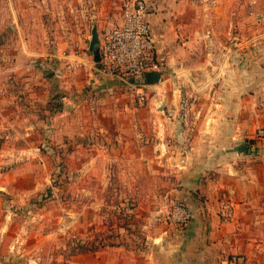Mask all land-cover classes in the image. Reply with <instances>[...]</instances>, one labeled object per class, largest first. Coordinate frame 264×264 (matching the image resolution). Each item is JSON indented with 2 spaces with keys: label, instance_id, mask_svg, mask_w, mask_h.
Returning a JSON list of instances; mask_svg holds the SVG:
<instances>
[{
  "label": "crops",
  "instance_id": "0c3cea01",
  "mask_svg": "<svg viewBox=\"0 0 264 264\" xmlns=\"http://www.w3.org/2000/svg\"><path fill=\"white\" fill-rule=\"evenodd\" d=\"M147 5L163 72L160 95L169 89L174 97H164L160 111L154 109L159 102L152 100L155 107L150 111L159 113L149 119L153 130L142 128L146 120L131 113L120 81L101 75L96 67L71 78L54 76L59 80L48 89V83L41 89L35 82L44 69H38L28 83L24 81L29 79L13 77L7 103L13 122L28 123L30 151L42 149L52 161L54 147L72 148L67 176L78 187L83 228L86 209H90L91 264L137 260L142 264L145 252L126 245L141 236L149 238L155 217L159 235L153 239L159 241V264H222L232 256L242 264H264V139L256 137V130L264 128V33L253 25L261 23L264 15L262 19L246 17L244 6L236 0H147ZM253 11L248 10L249 15ZM35 26L41 28L27 34L20 30L16 38L34 48L23 49L27 56L40 61L50 54L36 52L33 43L49 37L41 24ZM182 86L187 91L186 105L177 102ZM73 87L77 92L84 87L95 91L92 104L98 110L88 119L99 129L79 134L80 138L55 135L50 126L56 117L52 115L69 113L64 96ZM54 94L63 96H59L63 103L57 114L50 111ZM0 99H7V92ZM122 107L125 113H114ZM169 107L174 111L166 116ZM111 119L118 129H108ZM52 161L46 162L49 178ZM24 162L20 167L24 177L19 171L14 176L18 181L12 178L14 185L34 178L25 170L42 166L40 160ZM157 175L159 197H148L145 179ZM226 199L233 203L235 218L224 223L217 208ZM178 200L193 211L182 231L163 222L170 205ZM121 244L127 247L123 256L113 257ZM100 245H108V255L102 254Z\"/></svg>",
  "mask_w": 264,
  "mask_h": 264
},
{
  "label": "rangeland",
  "instance_id": "374dc122",
  "mask_svg": "<svg viewBox=\"0 0 264 264\" xmlns=\"http://www.w3.org/2000/svg\"><path fill=\"white\" fill-rule=\"evenodd\" d=\"M129 1L133 0H0V33L3 37L7 36L6 40L0 38V87L7 92V99H0V264L92 263V231L88 222L90 221V209H86L83 228L81 226V204H79L81 199L77 197L78 187L75 180L67 176L72 148L63 150L61 147H54L52 154L54 161L40 148V151L36 153L30 151L32 137L27 134L30 133V130L26 129L28 123L15 124L13 122L15 116L9 111L10 106L7 107L9 105L7 103L11 93L10 87L14 85L13 77H17L16 80L29 79L24 81L28 83L34 79L38 69H44L35 82L40 84L41 89L44 88L42 84L48 83L46 87L48 89L49 85L58 79L54 78L53 70L64 65L55 57L59 53H64L66 57L86 55L89 64L95 67L92 53L89 51L92 29L96 30L98 45H100L105 33L120 25L123 6ZM144 1L147 4V0ZM236 1L244 6L243 13L246 17L262 19L264 0H256L254 15L248 13L249 0ZM17 22L20 24L19 28ZM37 23L42 25V29L49 38L44 42L41 40L42 42L33 43V46H37L35 51L40 52L41 50L52 55L51 58L50 55L43 60L40 58V61L39 58H31L23 52L34 49L29 43L23 40L19 42L16 38L20 30L24 34L38 31L41 27L35 26L33 29V25ZM253 25L260 30L261 34L264 33V20ZM251 27H248L249 31ZM39 36L37 37L41 38V35ZM33 60L37 62L32 64ZM120 83L117 85L122 88L125 100H129L131 113L139 114L146 120L147 124L142 128L150 132L153 128L149 119L152 120L159 113L155 110L152 112L149 108H154V102L155 104L159 102V107L154 109L160 111V101H163L164 97L174 98L172 90L167 89L161 96L150 88L145 106L139 107L134 90L127 84ZM161 84L162 81L156 84L159 86V91L163 88ZM89 88L84 87L77 92V89L73 87L69 95L64 96L68 99L65 105L69 113L62 116L52 115L56 116L50 122L53 134L80 138L79 134L84 135L83 133L89 131L92 134V129H99L98 126H91L93 120L88 119L92 113L98 114L97 106L92 104L95 91L92 90V92ZM183 89L180 90V98L175 96L177 102L182 101V104L187 100L186 87ZM42 95L46 94L42 93ZM60 95L54 94L52 97ZM2 103L6 106H2ZM166 109L164 113L166 116L174 111V108ZM116 110L114 113H125L126 109L122 107ZM109 114L111 115V112ZM113 121L111 119L107 123L108 129L116 130L119 128L118 123ZM140 128L139 126L133 127V129ZM42 130L43 126L39 129L40 135L43 136L44 130ZM26 160H40L42 166L36 170H25L26 173H32L34 178H27V180L17 182L16 185L12 184V178L15 179L14 176H17ZM44 160L45 165L42 163ZM51 161L53 174L49 178L46 166ZM22 174L23 172L20 171V176ZM14 179L13 182L18 181ZM145 180L147 186L144 188L147 189V196L159 197V175L155 179L148 177ZM154 235H159L158 217H155L154 223L149 228V238L141 236L142 239H135L126 245L132 251L145 252L147 258L142 264H159V241L153 239ZM121 245H123L122 248L113 254V257L117 256L120 259L123 256L124 248L127 247H124V244ZM106 246L108 245H100V248L101 252L104 250L102 254L108 255ZM138 262L137 260L132 264H138Z\"/></svg>",
  "mask_w": 264,
  "mask_h": 264
},
{
  "label": "built area",
  "instance_id": "2783aa9c",
  "mask_svg": "<svg viewBox=\"0 0 264 264\" xmlns=\"http://www.w3.org/2000/svg\"><path fill=\"white\" fill-rule=\"evenodd\" d=\"M255 5L256 0H249L250 12ZM147 16L148 7L144 0L127 2L122 9L120 25L107 31L102 43L98 46L99 62L95 63L96 70L101 75L131 87L139 107L145 106L150 88L160 95V91L158 92L156 88L158 85H147L142 82L144 75L155 73L163 76L161 63L157 56L155 36ZM55 57L64 64L54 70L57 77L71 78L79 71L87 72L94 68L89 64L86 55L66 57L64 53H59ZM0 94H4L2 87H0ZM256 137L264 139V128L256 130ZM217 216L224 223L233 221L235 209L230 199L219 203ZM192 217V209L184 201L178 200L170 205L163 216V222L182 231L188 227ZM222 264H242V260L232 256Z\"/></svg>",
  "mask_w": 264,
  "mask_h": 264
},
{
  "label": "water",
  "instance_id": "95a60500",
  "mask_svg": "<svg viewBox=\"0 0 264 264\" xmlns=\"http://www.w3.org/2000/svg\"><path fill=\"white\" fill-rule=\"evenodd\" d=\"M92 39L89 45V51L92 53V58L94 63L99 62V51H98V39H97V32L95 29L91 31ZM161 81V75L155 73H147L144 75L142 82L147 85H154Z\"/></svg>",
  "mask_w": 264,
  "mask_h": 264
},
{
  "label": "trees",
  "instance_id": "16d2710c",
  "mask_svg": "<svg viewBox=\"0 0 264 264\" xmlns=\"http://www.w3.org/2000/svg\"><path fill=\"white\" fill-rule=\"evenodd\" d=\"M53 74L54 76H56L54 72ZM50 104H51V109H50L51 113L53 112L56 113L62 110V103H61V99L59 96L52 97Z\"/></svg>",
  "mask_w": 264,
  "mask_h": 264
}]
</instances>
